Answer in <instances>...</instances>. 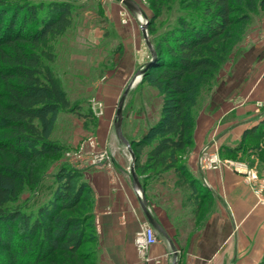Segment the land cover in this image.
Returning a JSON list of instances; mask_svg holds the SVG:
<instances>
[{
	"label": "trees",
	"instance_id": "16d2710c",
	"mask_svg": "<svg viewBox=\"0 0 264 264\" xmlns=\"http://www.w3.org/2000/svg\"><path fill=\"white\" fill-rule=\"evenodd\" d=\"M174 3L180 10L158 30L161 11L172 10ZM257 3L264 6V0H151L155 61L141 83L156 88L162 102L158 119L130 140L135 168L144 189L175 169L192 213L200 212L207 196L183 162L194 142V110L229 52L231 29L248 19ZM73 5L71 0H0V264H94L84 249L94 241L88 238L95 227L94 197L81 168L60 164L37 212L15 205L25 185H41L37 159L57 157L65 149L53 138L59 114L79 111L52 70L56 55L48 44L71 27ZM219 153L249 167L264 163V115L237 146L222 145ZM255 264H264V253Z\"/></svg>",
	"mask_w": 264,
	"mask_h": 264
},
{
	"label": "rangeland",
	"instance_id": "374dc122",
	"mask_svg": "<svg viewBox=\"0 0 264 264\" xmlns=\"http://www.w3.org/2000/svg\"><path fill=\"white\" fill-rule=\"evenodd\" d=\"M71 1L74 3L71 27L61 36L50 37L48 44L56 55L51 64L52 70L70 100L79 104V111L59 114L53 138L63 143L65 149L57 157L37 159L36 172L41 177V185L35 188L25 185L19 193L15 205L34 213L39 203L47 199L49 187L54 182L53 174L60 164L68 163L80 168L82 160H85L83 156H88L91 161L103 151H106L105 157H109L105 164L112 162L111 147L97 148L96 134L118 133L119 101L134 80L136 82L124 100L120 123V133L124 137L120 136L121 149L130 154L131 162L130 149L133 151V147L130 140L138 138L160 115L161 94L147 82L138 80L142 68L152 56L142 31L145 26L152 45L148 22L155 9L151 0H134L141 10L130 9L122 0ZM177 7L174 3L172 10L161 11L158 30L174 20L180 10ZM120 25L130 28L128 36L122 34ZM226 44L230 46L229 52L215 79L203 87L200 102L194 110L196 123L204 112L222 111L224 105L220 103L226 95L231 97L227 99L228 103L231 100L240 101L245 106L253 105L250 106L253 111H247L249 119L258 122L264 115V6L257 3L254 9L249 10V18L231 29V37ZM213 101L218 102L220 109H210ZM80 112L88 116H80ZM232 116L236 117L234 113ZM86 141L91 148H96L86 151L83 145ZM213 145L210 148H214ZM216 148L220 150V146ZM254 169L258 176L264 177L261 160L257 161ZM94 228L88 231L89 240L94 241L87 242L84 249L92 253L93 263L99 264ZM17 232L18 238L23 240L21 230ZM16 236L13 243L17 240ZM52 256L61 258L56 253Z\"/></svg>",
	"mask_w": 264,
	"mask_h": 264
},
{
	"label": "crops",
	"instance_id": "0c3cea01",
	"mask_svg": "<svg viewBox=\"0 0 264 264\" xmlns=\"http://www.w3.org/2000/svg\"><path fill=\"white\" fill-rule=\"evenodd\" d=\"M129 29L120 25L124 36ZM229 97L226 95L220 103L224 105L222 111L199 116L193 145L184 156L187 170L207 193L200 212L192 213V206L185 204L186 190L178 184L175 169L153 179L146 189L142 186L146 204L164 230L155 227L158 239L148 249V260L140 256L135 245L140 224L148 219L130 170V154L121 149L118 133L96 134L97 148L111 147L112 162L94 166L85 155L80 168L94 197L99 264H173L175 259L177 264H255L260 260L264 253V177L235 159L236 166L215 169L199 165L206 145L233 146L247 128L257 123L247 116L252 104L228 103ZM217 105L211 102L210 109H220ZM83 145L86 151L96 148L87 141Z\"/></svg>",
	"mask_w": 264,
	"mask_h": 264
},
{
	"label": "built area",
	"instance_id": "2783aa9c",
	"mask_svg": "<svg viewBox=\"0 0 264 264\" xmlns=\"http://www.w3.org/2000/svg\"><path fill=\"white\" fill-rule=\"evenodd\" d=\"M106 156V151L96 155L91 161L90 164L94 166H104L105 161L108 160L109 157ZM106 158V159H104ZM199 165L204 168H215L218 169L221 166H236L238 165L232 159H224L221 157L218 148L216 146L214 148H210V146H205L201 154L199 156ZM157 234L155 227L150 224L148 221L141 222L140 227L135 236V245L140 254V256L144 259L148 260V249L149 247L156 243Z\"/></svg>",
	"mask_w": 264,
	"mask_h": 264
},
{
	"label": "water",
	"instance_id": "95a60500",
	"mask_svg": "<svg viewBox=\"0 0 264 264\" xmlns=\"http://www.w3.org/2000/svg\"><path fill=\"white\" fill-rule=\"evenodd\" d=\"M122 1L132 10H141L140 6L134 0H122ZM142 31H143V35H144L148 45L151 48L152 56H151L150 60H148L145 63L144 67L142 68L138 80H140L142 78V75L144 74V72L155 61V50H154L153 46L151 45V43H150V41L148 39L147 30H146L145 26H143ZM134 82H135V80L124 91L123 95L120 98L119 105H118V108H117L116 128L118 130L119 136H121L122 139H124V137L120 133V123H121V118H122L123 104H124L125 97L128 94V92H129L130 88L132 87V85L134 84ZM130 152H131V159H132L130 170H131V173H132V176H133L134 183L136 184V186L138 187V189H139V191L141 193V196H142L141 205H142V208H143V210H144V212H145V214L147 216L148 222L150 224H152L154 227H156L157 229H159L160 231H164L161 228L160 224L157 222V220L154 218V216L151 214V212H150V210H149V208H148V206L146 204V201L144 199V191H143V188H142L140 177L138 176V174L136 172V168H135L136 157H135L134 152L131 149H130ZM172 248L174 249V255L176 257L177 256V251L175 250L173 245H172ZM173 264H177V260L176 259L174 260Z\"/></svg>",
	"mask_w": 264,
	"mask_h": 264
},
{
	"label": "bare ground",
	"instance_id": "6f19581e",
	"mask_svg": "<svg viewBox=\"0 0 264 264\" xmlns=\"http://www.w3.org/2000/svg\"><path fill=\"white\" fill-rule=\"evenodd\" d=\"M135 82H136V80H135ZM135 82H134V83H135Z\"/></svg>",
	"mask_w": 264,
	"mask_h": 264
}]
</instances>
